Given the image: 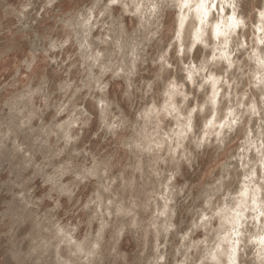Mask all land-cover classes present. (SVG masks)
Segmentation results:
<instances>
[{"label": "clouds", "instance_id": "clouds-1", "mask_svg": "<svg viewBox=\"0 0 264 264\" xmlns=\"http://www.w3.org/2000/svg\"><path fill=\"white\" fill-rule=\"evenodd\" d=\"M0 264H264V0H0Z\"/></svg>", "mask_w": 264, "mask_h": 264}]
</instances>
